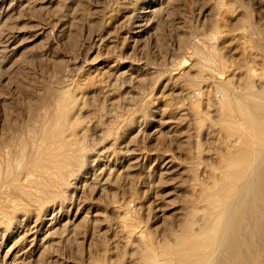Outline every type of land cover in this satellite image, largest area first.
I'll use <instances>...</instances> for the list:
<instances>
[{
  "label": "rangeland",
  "instance_id": "rangeland-1",
  "mask_svg": "<svg viewBox=\"0 0 264 264\" xmlns=\"http://www.w3.org/2000/svg\"><path fill=\"white\" fill-rule=\"evenodd\" d=\"M263 68L264 0H0V264H139L169 243L235 139L225 82L259 89ZM64 102L78 165L47 189L31 158Z\"/></svg>",
  "mask_w": 264,
  "mask_h": 264
},
{
  "label": "bare ground",
  "instance_id": "bare-ground-1",
  "mask_svg": "<svg viewBox=\"0 0 264 264\" xmlns=\"http://www.w3.org/2000/svg\"><path fill=\"white\" fill-rule=\"evenodd\" d=\"M216 34H219V32H216ZM215 38L216 37H213V39ZM231 50H233V47ZM211 52L215 53V50ZM220 64L221 63H219V66ZM245 76V80H241L238 86L234 88H231L230 82H225V97L222 102V111L225 112V114L221 115L219 126L222 127L221 130H223L228 137L235 139L231 141L228 140L230 142H228L227 152L224 155L223 164L220 167V176L209 184L201 183V189L196 203L197 207L188 213L190 216L189 220L184 225L182 224L183 226L179 232L174 234V239L171 238L172 240H170L169 243H165L161 248H156L158 246L155 245L156 247H154L151 243L143 252L140 262L138 261L139 264H264V68L259 75V78L262 80V85L259 89L254 87L252 77H247L246 74ZM65 95L66 101L70 103V97H68L66 93ZM68 103L64 102L63 104H59L58 118L56 122L47 129L44 139L45 141H51V146L48 148L38 146L39 148L31 158L33 165L29 177L40 172V178L43 179L44 186L47 187V189H49L48 187L52 188L53 186L51 185L56 183L54 180L48 181V179L51 178L48 176L51 174L53 176H59L57 177V183L60 185L66 184L65 174L69 173L71 164L78 158V153L76 154L75 144L72 139L76 136V132L72 131L74 128V117L72 119L73 121L69 117ZM66 133L70 134L66 135ZM79 134H81V132ZM36 137L38 136L36 135ZM18 152L19 150H17V153ZM14 154L15 152L13 156ZM82 161L84 160L82 159ZM15 162H17V158ZM50 162L56 163L53 171L47 166V163ZM14 174L16 175V173ZM64 187L66 186H63V188ZM31 191L33 190L31 189ZM31 191L30 193L28 191H21L20 193L30 196ZM47 192L48 191H45L44 193ZM59 192L57 193L55 191V195L59 196ZM35 195L32 196L35 197ZM41 197L43 196L39 198ZM48 198L49 197H47V199ZM20 199L22 198L20 197ZM23 200L25 199L23 198ZM42 200H40V202H43ZM58 201H60V199ZM20 205L22 206V204ZM25 211H27V209ZM26 215H28V212ZM18 216H16V218ZM16 256H18V254ZM21 259L24 258L21 257Z\"/></svg>",
  "mask_w": 264,
  "mask_h": 264
}]
</instances>
